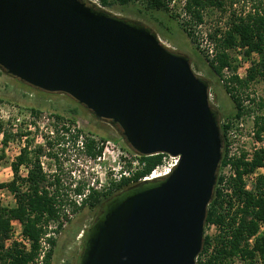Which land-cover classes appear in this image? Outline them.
Wrapping results in <instances>:
<instances>
[{
    "label": "water",
    "instance_id": "1",
    "mask_svg": "<svg viewBox=\"0 0 264 264\" xmlns=\"http://www.w3.org/2000/svg\"><path fill=\"white\" fill-rule=\"evenodd\" d=\"M89 0H0V70L67 95L139 156L178 164L100 203L77 264H195L222 160L218 112L189 57Z\"/></svg>",
    "mask_w": 264,
    "mask_h": 264
},
{
    "label": "trees",
    "instance_id": "2",
    "mask_svg": "<svg viewBox=\"0 0 264 264\" xmlns=\"http://www.w3.org/2000/svg\"><path fill=\"white\" fill-rule=\"evenodd\" d=\"M103 6H110L106 0H100ZM139 0H112L113 3L127 5ZM146 3V8L154 11L169 13L172 19L180 15L173 13L175 0H140ZM240 0H184L182 13L187 19L180 20L182 30L194 44L196 42L195 29L204 27L206 41L209 43L212 53L208 57L209 67L213 73L223 78V71L229 70L231 76L225 79V92L232 99L235 106L234 119H239L245 114V109L238 92L247 88L257 78L264 80V0H256L247 11L232 9ZM230 11L228 20L224 25L219 23L208 25L206 14L213 10L221 13ZM239 46L241 54L246 59L253 55L251 65L244 79L235 75V59L230 54ZM204 52V51H203ZM209 50L205 53L208 54ZM259 108L264 105L259 103ZM33 114H38L31 109ZM61 122V117H56ZM62 134L67 135L74 145L82 136V131L76 130L70 134V127L74 120L68 124L61 122ZM220 131L224 139L226 131L231 128V123H219ZM254 138L261 146L253 151L251 157L246 152L233 160H230V175L225 179L220 175V169L225 167L228 161L222 153V160L217 173V181L213 192V198L207 207V216L204 227L213 225L216 233L204 235L202 249L195 264H257L259 259H264V175L258 174L251 189H246L244 177L264 168V116H257L254 121ZM1 144L6 146L11 135L3 130ZM23 136V134L19 135ZM83 138V137H82ZM64 141V136L57 138V142ZM103 139H101V142ZM50 144L52 148L53 143ZM81 150L89 158L95 159L102 152L99 143L85 136L81 141ZM29 147L24 145L12 163L11 169L14 175L8 183L0 182V191L6 190L12 196L13 206H4L0 203V264H50L56 246L54 236H47L48 226L57 217L60 206L70 205L72 212H78L84 207L98 210L102 201L136 183L142 176L147 175L152 169L161 164L165 154L140 156L138 160L144 165L143 169L136 173L132 179L122 177L120 182H110L103 190L97 191L88 187L85 193V185H79L74 189V195L83 196L79 204L69 201L66 191L62 188L60 180L55 173L47 175L39 162V155L29 157ZM56 153L49 152L50 157H56ZM4 158L0 153V161ZM25 167L27 174L20 175V169ZM52 171H55L54 169ZM133 180V183L130 181ZM19 222L21 235L30 243L27 249L22 243L12 240V224ZM62 224L57 225L51 231L58 233ZM251 240V242H250ZM42 242L46 246L42 245Z\"/></svg>",
    "mask_w": 264,
    "mask_h": 264
},
{
    "label": "rangeland",
    "instance_id": "3",
    "mask_svg": "<svg viewBox=\"0 0 264 264\" xmlns=\"http://www.w3.org/2000/svg\"><path fill=\"white\" fill-rule=\"evenodd\" d=\"M106 1L112 4L103 6L100 0L97 2L101 9L122 18L141 22L157 35L162 45L173 52L189 57L193 73L205 79L209 84V104L218 112L219 123H231V127L236 130V137H231L232 143L236 144L240 154L246 152L251 157L254 148L257 147L256 144L261 146V143L255 140L251 133H254L255 118L264 116V106L261 108L258 106L259 103L264 105V80L257 78L247 88L238 92L237 95L246 112L239 119H234L235 106L225 92L223 82L231 76L232 72L225 70L223 78H219L209 67L206 55L212 57V50L206 41L205 26L195 29L196 42L199 46L194 44L180 27V20L187 19L181 10L184 0L174 2L173 13L180 15L179 20L178 18L172 19L169 13L146 8V3L140 0L127 5L113 3L112 0ZM254 1L256 0H240L238 4L235 3L232 6V9L247 11ZM230 11L227 8L225 14L216 10L208 12L205 17L206 23L210 25L218 22L220 26L224 25L229 18ZM208 50L206 54L205 51ZM230 54L235 59V75L238 72L241 79H244L251 60L256 59V56L253 55L251 59L244 58L239 46L231 50ZM31 109L36 110L38 114H33ZM56 117H61V122L66 125L68 121L74 120V125L70 127V134L73 135L76 130L82 131V136L75 145L68 139L69 134H62V123L57 122ZM0 125L11 135L7 145L3 146L0 132V153L4 154V158L0 161V182L8 183L13 180L11 165L15 162L22 147L27 144L29 157L39 155L43 171L49 176L55 173L62 188L66 191V198L76 204H79L83 196L74 195L75 187L85 185L87 189L85 193L88 192V187L97 191L103 190L110 182H113V175L119 176L125 169H128L127 157H132L134 153L118 127L111 126L108 121L97 120L88 110L67 95L47 93L29 87L1 70ZM21 134H23L22 137L19 136ZM62 136H64V141L57 142V138ZM85 136L92 138L102 147L101 154L95 159L89 158L81 150V141ZM101 139H103L102 142ZM48 143H53L52 148ZM49 152L56 153V157H50ZM53 169L55 171H52ZM230 173V168L226 166L220 169V175L225 179ZM257 173L264 175V168ZM19 174L25 176L27 169L22 167ZM0 203L4 206H13L14 201L8 191H0ZM97 214L98 210H91L89 207H84L76 213L72 212L70 205L58 208L56 219L48 226V235L56 239L50 264H77L82 251L83 236ZM59 224H62L60 231L52 234L51 231ZM18 230H21V226L15 221L12 224V240L19 237L15 235ZM214 233H216L214 226L204 227V235ZM42 245L46 246L44 242Z\"/></svg>",
    "mask_w": 264,
    "mask_h": 264
},
{
    "label": "built area",
    "instance_id": "4",
    "mask_svg": "<svg viewBox=\"0 0 264 264\" xmlns=\"http://www.w3.org/2000/svg\"><path fill=\"white\" fill-rule=\"evenodd\" d=\"M98 1L99 0H89L87 1V3L93 4L94 6L100 8V6L97 3ZM237 76H239V78H242L238 72H237ZM251 134L254 135V133H251ZM231 137L233 138L236 137V130H234L232 127L226 131L225 137L223 139L222 153H224L225 158L228 161L226 165L227 168H230V162H229L230 160H233L234 158H237L241 155L237 150L236 144L232 143ZM256 145L257 147L254 148V150L260 147L258 143ZM138 157L140 156L136 153H132V157H127V162L125 160L123 164H125V162L128 163V169H125L122 172V174H119V176L113 175L112 177L113 182L115 183L120 182L122 177L132 179V177H134L136 173L140 172L143 169L144 165L139 162ZM247 157H250V155H247ZM178 160L179 159L177 157H171L169 155H165L162 159L161 164H159L154 169H152L147 175L139 178L137 181L141 182V181L156 180V179H161V178L168 176L172 172V170L175 168V166L178 164ZM261 169L263 168H260L255 173L244 177V180L246 181V186H245L246 189L248 190L251 189L252 184L255 180V177L258 174H261V173H257ZM224 181H225V178H224ZM130 183H133V180H131ZM211 227H213V225H211ZM262 230H264L263 226L261 227L260 231ZM15 235L16 236L19 235V237L15 238V240L22 243L28 249L30 243L27 239L23 238V236L21 235V230H18L15 233ZM236 264H239V263L236 262ZM257 264H264V259H259Z\"/></svg>",
    "mask_w": 264,
    "mask_h": 264
}]
</instances>
